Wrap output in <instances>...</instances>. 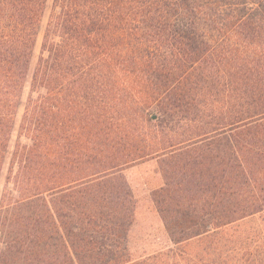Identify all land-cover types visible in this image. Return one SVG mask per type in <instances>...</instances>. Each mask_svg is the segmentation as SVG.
Here are the masks:
<instances>
[{"label":"trees","instance_id":"obj_1","mask_svg":"<svg viewBox=\"0 0 264 264\" xmlns=\"http://www.w3.org/2000/svg\"><path fill=\"white\" fill-rule=\"evenodd\" d=\"M0 264H264V0H0Z\"/></svg>","mask_w":264,"mask_h":264},{"label":"rangeland","instance_id":"obj_2","mask_svg":"<svg viewBox=\"0 0 264 264\" xmlns=\"http://www.w3.org/2000/svg\"><path fill=\"white\" fill-rule=\"evenodd\" d=\"M40 38L41 36L38 37V42L35 49L36 54L38 52ZM155 167V163L150 162L135 167L134 169L127 172V177L129 178L133 188L135 189L137 196L148 194L151 189L161 185L162 180L160 174L155 172ZM147 206V202L141 201V213H145V217L149 219L151 217V213L146 210Z\"/></svg>","mask_w":264,"mask_h":264},{"label":"water","instance_id":"obj_3","mask_svg":"<svg viewBox=\"0 0 264 264\" xmlns=\"http://www.w3.org/2000/svg\"><path fill=\"white\" fill-rule=\"evenodd\" d=\"M153 117H154V115H153Z\"/></svg>","mask_w":264,"mask_h":264}]
</instances>
